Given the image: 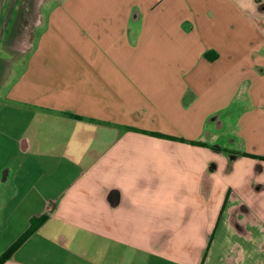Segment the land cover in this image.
<instances>
[{"label":"crops","instance_id":"obj_1","mask_svg":"<svg viewBox=\"0 0 264 264\" xmlns=\"http://www.w3.org/2000/svg\"><path fill=\"white\" fill-rule=\"evenodd\" d=\"M0 50L3 264H264V0H16Z\"/></svg>","mask_w":264,"mask_h":264},{"label":"trees","instance_id":"obj_2","mask_svg":"<svg viewBox=\"0 0 264 264\" xmlns=\"http://www.w3.org/2000/svg\"><path fill=\"white\" fill-rule=\"evenodd\" d=\"M195 144H202L200 141H192ZM221 150L225 152H231L229 149L222 148ZM43 219H31V224L29 229L10 247L0 256V264L5 263L9 258L12 257L15 250L37 229Z\"/></svg>","mask_w":264,"mask_h":264},{"label":"water","instance_id":"obj_3","mask_svg":"<svg viewBox=\"0 0 264 264\" xmlns=\"http://www.w3.org/2000/svg\"><path fill=\"white\" fill-rule=\"evenodd\" d=\"M15 2H16V0H12L11 3H10V7H9V9H8V12H7V14H6V17H5V19H4V22H3V24H2V27H1V29H0V41H1V39H2V36H3L4 32H5V29H6V26H7V24H8V21H9L10 15H11V13H12V10H13V8H14Z\"/></svg>","mask_w":264,"mask_h":264},{"label":"rangeland","instance_id":"obj_4","mask_svg":"<svg viewBox=\"0 0 264 264\" xmlns=\"http://www.w3.org/2000/svg\"><path fill=\"white\" fill-rule=\"evenodd\" d=\"M12 1V0H11ZM11 3V2H10ZM260 6H263V4L261 3L260 4ZM8 7H10V4H9V6ZM9 9V8H8ZM3 22H4V18L2 19V21L0 22V29H1V27H2V24H3ZM1 50H0V54H1Z\"/></svg>","mask_w":264,"mask_h":264}]
</instances>
